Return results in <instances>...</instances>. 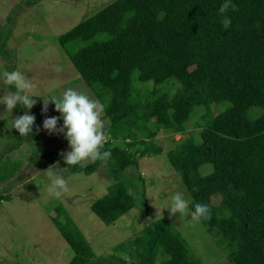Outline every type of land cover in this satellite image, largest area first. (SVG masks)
<instances>
[{
	"label": "trees",
	"instance_id": "16d2710c",
	"mask_svg": "<svg viewBox=\"0 0 264 264\" xmlns=\"http://www.w3.org/2000/svg\"><path fill=\"white\" fill-rule=\"evenodd\" d=\"M232 2L228 29L218 15L223 0H114L56 37L105 106L102 151L111 152L107 162L66 168L89 175L105 165L112 183L89 209L110 225L144 201L137 163L162 153L157 133H182L193 121L197 135L164 154L189 196L188 211L196 202L209 206L210 218L199 220L228 264H264V0ZM31 138L33 163L60 161L44 152L34 127ZM0 167V182L18 169ZM52 211L50 221L72 251L67 264H202L167 217L114 248L125 257L98 259L62 207Z\"/></svg>",
	"mask_w": 264,
	"mask_h": 264
},
{
	"label": "rangeland",
	"instance_id": "374dc122",
	"mask_svg": "<svg viewBox=\"0 0 264 264\" xmlns=\"http://www.w3.org/2000/svg\"><path fill=\"white\" fill-rule=\"evenodd\" d=\"M113 1L0 0V73L19 70L35 85L33 92L38 96L32 98L37 103L27 111L36 117L34 128L40 127L36 135L48 155L61 154L70 151V148L63 134L49 135L43 130L45 115H60L51 102L48 112L42 114L43 98L59 97L65 89L74 88L95 100L55 39ZM55 65L61 66L63 71L57 73ZM6 92L9 89L0 80V96ZM103 103L107 101L103 100ZM14 109L8 112L6 106L0 104V166L3 163L18 165L12 177L0 182V195L8 198L0 202V264L68 263L72 251L50 221L54 216L52 209L56 206L62 207L68 214L98 259L116 254L125 257L126 251L115 252L114 248L127 244L147 223L167 217L202 264H228L219 245L213 242L211 234L205 232L203 221H194L189 211L171 216L167 209L176 192L183 193L185 199L190 200L164 154L176 149L181 139L197 135L193 121L186 124L185 132L157 133L155 142L162 153L138 159L137 163V173L145 185L144 201L138 198L133 209L114 223L104 225L91 213L89 206L103 196L112 183L105 165L89 175L71 173L61 156L60 161L54 164L64 168L61 174L68 181L69 192L61 199L50 196L47 191L50 180L45 172L49 166H44L42 162L33 163L37 162L38 156L33 154L35 147L31 134L22 137L13 128V119L23 115ZM62 123L61 119L59 125ZM122 144L120 141L116 143L117 146ZM202 169L208 171L207 166ZM214 198L212 203L217 201V197Z\"/></svg>",
	"mask_w": 264,
	"mask_h": 264
},
{
	"label": "clouds",
	"instance_id": "9594fccd",
	"mask_svg": "<svg viewBox=\"0 0 264 264\" xmlns=\"http://www.w3.org/2000/svg\"><path fill=\"white\" fill-rule=\"evenodd\" d=\"M229 10L235 11L236 6L232 0H223L218 9V15L222 17L221 25L224 29L231 26V18L227 15ZM57 73L63 71L59 65L54 66ZM0 80L5 85L14 86L15 91H9L0 96V104L6 106V111L12 112L17 105L30 110L37 101L32 97L38 96L33 92L35 85L19 70L3 71L0 73ZM54 103L55 111L59 116H46L43 120V130L51 134H63L68 141L70 151L61 152V156L66 165H78L95 163L96 161L107 162L111 157V152L104 150L107 140L105 122L102 119L105 106L98 100L91 99L86 93L74 88L65 89L62 94L50 99L43 98L42 114L48 112L49 103ZM62 119V125L59 121ZM36 117L25 111L23 115H18L13 119V128L20 136H28L33 133ZM37 133L40 127H36ZM64 168L59 164L50 165L45 171L50 180L47 191L50 196L61 199L69 192L68 181L61 174ZM193 191H198L194 188ZM169 208L171 216L177 213L184 214L189 209L190 201L185 199L184 194L176 192L172 198ZM201 217L210 218L209 206L205 203L196 202L191 218L198 221Z\"/></svg>",
	"mask_w": 264,
	"mask_h": 264
}]
</instances>
